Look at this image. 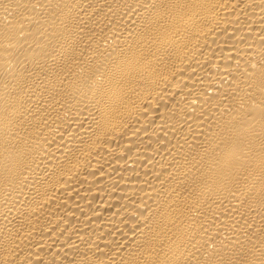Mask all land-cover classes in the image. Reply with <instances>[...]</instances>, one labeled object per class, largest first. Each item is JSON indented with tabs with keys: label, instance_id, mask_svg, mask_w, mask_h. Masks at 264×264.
<instances>
[{
	"label": "bare ground",
	"instance_id": "1",
	"mask_svg": "<svg viewBox=\"0 0 264 264\" xmlns=\"http://www.w3.org/2000/svg\"><path fill=\"white\" fill-rule=\"evenodd\" d=\"M262 146L264 0H0V264H264Z\"/></svg>",
	"mask_w": 264,
	"mask_h": 264
},
{
	"label": "snow or ice",
	"instance_id": "2",
	"mask_svg": "<svg viewBox=\"0 0 264 264\" xmlns=\"http://www.w3.org/2000/svg\"><path fill=\"white\" fill-rule=\"evenodd\" d=\"M262 147H264V146H262ZM230 158H231V157H229V159H230ZM260 163H261V167L264 168V151H262V153H261Z\"/></svg>",
	"mask_w": 264,
	"mask_h": 264
}]
</instances>
